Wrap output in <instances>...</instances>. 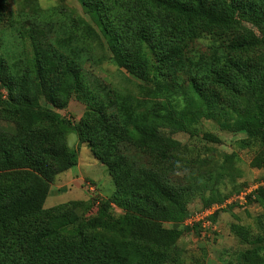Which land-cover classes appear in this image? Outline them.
Returning <instances> with one entry per match:
<instances>
[{"label":"rangeland","instance_id":"rangeland-1","mask_svg":"<svg viewBox=\"0 0 264 264\" xmlns=\"http://www.w3.org/2000/svg\"><path fill=\"white\" fill-rule=\"evenodd\" d=\"M85 1L10 0L0 20V62L11 77L32 67L38 53L52 63L54 69L61 70L75 62L88 99L97 111L76 99L61 109L45 100H41V105L73 121L74 126L81 123V126L97 129V138L82 130L73 148L81 162L80 168L97 187V195L108 199L117 190L116 166L127 181L140 183L144 190L152 174H168L179 182L180 188L194 194L193 201L187 205L186 216H189L194 211L222 203L245 183L264 181V141L244 145L241 143L247 137L244 131H229L222 126L235 125L245 119L264 123V29L261 23L249 13H243L240 24L231 28H210L200 22L195 33L184 34L177 28L185 23L168 17L169 12L159 7L154 13L160 21L167 18L171 22L176 36L163 42L171 46L170 60L160 65L158 82H144L123 66L121 59H114L106 46L112 36L104 33L108 29L117 34V38L113 37L117 39L116 46L125 52V61L139 51L152 56L145 44L137 47L140 43L138 32L146 30L150 23L144 0H89L93 4H104L102 18L96 12L99 6L91 7ZM243 1L256 5L264 2ZM158 31L164 36L169 30L164 26ZM247 32L259 35L258 41L252 47L231 52L228 46L232 39ZM164 49L162 45L160 51ZM228 59L238 62V66H231L230 70L226 67ZM213 68L228 78L227 85L216 83L210 72ZM241 72L247 76L242 78ZM60 76L61 72L56 73V82ZM7 92L0 82V95ZM166 108H173L185 116L190 128L200 137L211 133L222 142L206 143L175 127H167L162 130L166 138L163 141L139 145L136 129L153 113ZM19 122L0 112V151H14L25 144V140L18 138ZM61 133L54 124L43 122L34 127L26 139L36 150L58 148L65 143ZM97 148L98 153L95 152ZM80 168L74 167L68 172L77 175ZM18 183L24 185L23 181ZM86 194L91 195L88 191ZM261 201L258 198L244 206L234 205L218 211L217 229H210L207 234L199 226L187 227L180 222V237L174 245L161 250L165 258L155 264H245L254 261L256 255L248 250L257 245L239 240L232 232V225L240 224L256 233L257 220L264 214ZM94 208L92 205L88 211L78 209L74 214L89 218L94 215L89 214ZM113 213L118 216L122 210L114 205ZM164 226L172 228L174 223L164 222ZM62 235L74 239L70 231H63ZM87 235L92 237L95 231H88ZM243 254L246 259L242 258ZM258 254L264 259L262 250Z\"/></svg>","mask_w":264,"mask_h":264},{"label":"trees","instance_id":"trees-1","mask_svg":"<svg viewBox=\"0 0 264 264\" xmlns=\"http://www.w3.org/2000/svg\"><path fill=\"white\" fill-rule=\"evenodd\" d=\"M10 0H0V20ZM98 5L96 12L101 18L104 11L103 3ZM147 5V17L150 20L146 30H140L138 36L142 48L145 44L152 52L139 51L128 56L117 45L114 31L104 30L112 36L110 44L106 45L112 56L121 59L123 66L144 82H158L160 65L170 60L171 46L166 38L173 39L171 22L167 18L160 21L154 10L162 7L169 16L183 21L185 26L178 27L181 33H195L196 25L204 22L210 28H231L239 25L242 14L249 13L258 20L264 29V2L256 5L252 1L243 0H144ZM166 22V23H165ZM169 30L164 36L158 31L162 27ZM157 27V28H156ZM148 30V31H147ZM121 34L123 31L120 32ZM146 33H149L147 35ZM115 36L116 38H114ZM259 35L247 32L244 36L233 38L229 43L231 52H238L252 47L258 41ZM165 48L163 51L160 49ZM264 49V40L262 41ZM160 51V52H159ZM238 62L226 60V67L238 66ZM38 53L32 67H28L17 75L9 76L0 62V82L7 88L6 95H0V112H5L19 119L21 127L18 138L25 144L16 150L0 151V264H155L165 258L161 251L174 245L181 233L178 224L185 220L187 205L193 201L194 194L183 190L178 181L171 176L152 174L147 187L136 181H127L123 171L115 174L117 190L112 197L102 199L99 196L88 201H72L66 204L45 208L51 184L54 178L78 164L76 150L67 146V136L71 133L80 135L82 130L97 138L96 128L62 118L56 111L43 107L41 100L57 109L64 108L72 99L84 102L90 109L97 111L88 99L84 82L76 69L75 62L59 70ZM61 76L56 82V73ZM211 74L217 84L227 85L226 76L217 68L211 69ZM53 75V76H52ZM245 78L247 74L241 72ZM55 77V78H52ZM191 83L194 85L195 81ZM56 85V86H55ZM54 124L62 132L65 140L63 146L42 147L36 150L26 137L40 123ZM229 131H244L247 137L241 140L244 145L264 141V123H254L249 119L237 122L235 125L223 124ZM175 127L187 133L191 138L199 137L210 144H219L221 139L211 133L202 137L190 128L185 116L173 108L163 112L153 113L138 129L137 143L148 145L159 143L166 139L163 129ZM102 141V140H100ZM96 153L99 152L97 148ZM103 154L104 151L102 150ZM126 176V172H125ZM24 182V185L18 183ZM249 183H245L236 194ZM232 197V196H231ZM100 198V199H99ZM230 198V197H229ZM227 198V199H229ZM248 203L262 199L264 207V188L261 187ZM227 199L223 200L225 202ZM97 200L100 201L97 210L89 211V218L76 216L75 211L89 210ZM222 202V203H223ZM220 203V204H222ZM122 210L120 215L113 213V206ZM234 205L231 206V208ZM86 211V212H87ZM217 214L211 219L215 223ZM36 221H40L37 225ZM173 222L172 228L164 226V222ZM11 227V228H10ZM201 229V227H199ZM63 231H70L73 240L63 237ZM88 231H95L89 237ZM233 234L243 243L255 244L256 248L248 250L256 258L245 264L263 263L259 251L264 252V214L257 220V231L240 224L232 225ZM140 242L137 245L135 241ZM242 258L246 259L243 254ZM244 259V260H245ZM228 264H235L228 262Z\"/></svg>","mask_w":264,"mask_h":264},{"label":"built area","instance_id":"built-area-1","mask_svg":"<svg viewBox=\"0 0 264 264\" xmlns=\"http://www.w3.org/2000/svg\"><path fill=\"white\" fill-rule=\"evenodd\" d=\"M264 188V181H253L250 182L246 187H244L239 194H235L229 199H227L225 202L222 204H217L214 205L206 210L203 211H194L193 213H190L189 216L185 218L183 221V225L187 227H195L199 226L202 231L207 234V232L212 229L216 230L217 229V224L212 221V217L218 212L221 211L222 209H225L229 206L232 205H239V206H244L248 203V199L250 197L255 196L256 192L261 188ZM83 188L91 193L90 196L93 198H96L97 195V187L90 181H84ZM100 201L97 200L95 204V208L93 212L97 210V207L99 206Z\"/></svg>","mask_w":264,"mask_h":264},{"label":"crops","instance_id":"crops-1","mask_svg":"<svg viewBox=\"0 0 264 264\" xmlns=\"http://www.w3.org/2000/svg\"><path fill=\"white\" fill-rule=\"evenodd\" d=\"M80 166L81 162L79 161L75 167L80 168ZM73 168L68 171H73ZM68 171L57 176L56 181L52 183L45 203L46 207L51 208L72 201H88L90 199V196L86 194L87 191L83 188L84 181L90 180L87 177V172L80 168L79 174L72 175Z\"/></svg>","mask_w":264,"mask_h":264},{"label":"water","instance_id":"water-1","mask_svg":"<svg viewBox=\"0 0 264 264\" xmlns=\"http://www.w3.org/2000/svg\"><path fill=\"white\" fill-rule=\"evenodd\" d=\"M77 140H78V137L75 133H71L67 136V146L70 150H73L74 145Z\"/></svg>","mask_w":264,"mask_h":264}]
</instances>
